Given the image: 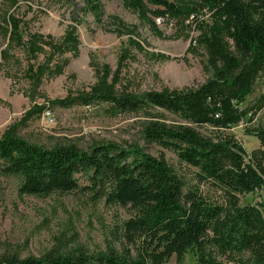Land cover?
I'll return each instance as SVG.
<instances>
[{
  "label": "rangeland",
  "instance_id": "374dc122",
  "mask_svg": "<svg viewBox=\"0 0 264 264\" xmlns=\"http://www.w3.org/2000/svg\"><path fill=\"white\" fill-rule=\"evenodd\" d=\"M141 1L142 12L125 0H0V138L12 133L46 148L143 147L163 156L187 186L196 185L195 168L144 136L151 121L179 123L175 115L154 108L120 111L104 101L67 102L99 91L141 95L194 90L213 77L194 15L160 17L152 0ZM207 17L198 18L207 25ZM263 92L264 75L239 103L247 112L241 121L201 132L212 138L218 132L233 136L250 157L260 148L251 129L264 123ZM78 180L81 186L88 183L81 173ZM21 182L20 176L2 172L0 161V256L42 257L54 247L89 257L133 249L124 236V223L134 213L130 207L96 199L87 190L47 197L21 194ZM201 188L212 201H224L221 190ZM240 201L264 203V186L242 194ZM197 261V253L190 251L181 263L173 257L167 264Z\"/></svg>",
  "mask_w": 264,
  "mask_h": 264
},
{
  "label": "trees",
  "instance_id": "16d2710c",
  "mask_svg": "<svg viewBox=\"0 0 264 264\" xmlns=\"http://www.w3.org/2000/svg\"><path fill=\"white\" fill-rule=\"evenodd\" d=\"M152 2L160 7V17L194 15L213 77L194 90L141 95L99 91L67 102L104 101L120 111L154 108L175 115L179 123L151 121L144 136L195 168L196 185L187 186L163 156L143 147L106 143L88 150L76 145L46 148L6 133L0 138L2 172L21 177V194L47 197L87 190L96 199L130 207L134 213L124 223V236L133 249L89 257L54 247L42 257L5 253L0 264H167L173 257L181 263L190 251L197 253V264H264V203L240 201L242 194L264 186V123L251 129L260 148L250 157L233 136L216 131L212 138L201 132L205 127L229 128L247 114L239 103L264 75V0ZM125 3L143 11L141 0ZM204 15L210 24L198 18ZM260 103L264 108V92ZM80 173L87 176L85 186L79 183ZM202 185L221 190L224 201H212Z\"/></svg>",
  "mask_w": 264,
  "mask_h": 264
}]
</instances>
